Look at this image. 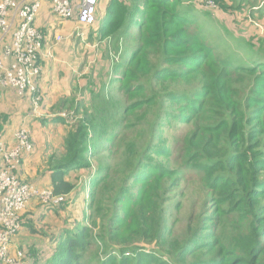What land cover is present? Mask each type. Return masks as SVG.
<instances>
[{"label": "trees", "instance_id": "trees-1", "mask_svg": "<svg viewBox=\"0 0 264 264\" xmlns=\"http://www.w3.org/2000/svg\"><path fill=\"white\" fill-rule=\"evenodd\" d=\"M178 1H110L100 28L114 52L109 85L91 107L61 103L77 122L45 167L55 196L75 192L74 174L88 176V214L44 234L49 251L33 245L28 264H264V68L217 57ZM145 119V136L126 137ZM194 171L204 204L179 232L176 190ZM25 221L21 230L38 233Z\"/></svg>", "mask_w": 264, "mask_h": 264}, {"label": "crops", "instance_id": "crops-1", "mask_svg": "<svg viewBox=\"0 0 264 264\" xmlns=\"http://www.w3.org/2000/svg\"><path fill=\"white\" fill-rule=\"evenodd\" d=\"M110 1L99 0L97 24L94 26L83 25L77 19H61L52 12L50 4L43 5L36 20L37 27L45 34L41 57L43 74L40 79L43 100L38 106L31 101L30 97L23 99L18 97L14 90L0 87V135L2 141L7 147H13L15 134L19 130L28 131L31 142L33 141V150L24 154L21 165L15 174L40 190L52 191L51 173L45 172V167L49 158L57 152L63 142V140L60 143L55 141L56 133L53 131L56 129L58 132L61 128V125L55 121L56 115L62 112L61 103H66L71 99L80 101L78 98L88 92L89 73L91 68L95 66L98 57L104 60L106 70L110 69L107 58L110 54L108 50L110 41L100 38V28L107 20V7ZM179 1L185 5L192 4V0ZM194 1L199 2V0ZM221 1L225 6L224 9H221V14L222 11L232 14L235 10L243 7L256 11V9L264 6V0ZM200 2L203 3L202 0ZM251 19L250 26L242 24L239 30L247 32L249 43L253 47H263L264 11L259 12L256 16L251 15ZM257 24L261 26L260 29ZM229 27H233V24H229ZM58 38L61 40L58 41ZM9 40V36H1L0 55L4 44ZM257 41L259 44H254ZM63 109L65 110V108ZM19 114L20 118H18ZM40 130L47 134L46 138L39 132ZM52 133L54 135H50ZM77 192L66 196L67 200L73 202L74 205L65 211L58 209L45 213L40 203L31 201L24 215H33L31 218H33L38 233L31 232L27 228L22 229L23 232L19 236L17 235L18 237L11 244V256L14 257L20 252L26 258L25 255H30L29 252L33 245L38 247L39 252L44 251L43 254H46L49 251L50 240L44 238V234L57 237L62 229L72 228L74 223L72 219H69L70 214L78 222L81 219L85 220L88 214L86 195L89 189H85L82 198L76 197Z\"/></svg>", "mask_w": 264, "mask_h": 264}, {"label": "built area", "instance_id": "built-area-1", "mask_svg": "<svg viewBox=\"0 0 264 264\" xmlns=\"http://www.w3.org/2000/svg\"><path fill=\"white\" fill-rule=\"evenodd\" d=\"M99 0H0L1 36H9L0 55V87L12 89L20 98L30 97L38 106L43 100L40 89L42 78V49L45 34L36 25L44 4L61 19L76 20L86 26L97 24ZM206 8L216 12L214 0H203ZM260 29V25L257 24ZM61 38H58V41ZM15 145L7 147L0 135V264H23L24 256H11L13 237L21 230L28 204L37 197L43 206H58L64 196L51 190H40L19 180L15 171L25 153L33 150L31 136L19 130Z\"/></svg>", "mask_w": 264, "mask_h": 264}, {"label": "rangeland", "instance_id": "rangeland-1", "mask_svg": "<svg viewBox=\"0 0 264 264\" xmlns=\"http://www.w3.org/2000/svg\"><path fill=\"white\" fill-rule=\"evenodd\" d=\"M191 3L192 4L190 5H185L182 2L178 1L176 3L177 11L184 19L187 20L189 24L192 25V27L198 34L205 38L209 46L214 49L217 57H219L221 60L229 62L232 67L250 68L261 64L262 68H264V46L253 47L249 43L247 32L239 30L242 24L250 26L249 22L252 20L251 15L256 16L257 14H259V12L264 11V6L256 9V11L249 10L247 7H243L241 9L235 10L232 14H228L223 11L221 14V10L214 12L211 9L206 8L204 4L200 2V0L198 3L192 0ZM229 24H233V27L230 28ZM236 28L237 30H235ZM254 44H259V41L254 42ZM111 45L112 44L108 45V50L109 53L113 54L114 52L111 50L113 47H111ZM99 49L101 51V46ZM82 54L83 52L81 53V55ZM109 71L110 69L106 70V67H104V60L98 57L95 66L91 68V71L89 73L90 77H88V92H85L83 96L78 98L80 100L78 101L79 104L82 103L84 107H91L93 104L97 103V101H93L95 95L102 90L106 91V87H108L109 85V80L111 78ZM116 89L117 86L111 88L113 93L116 91ZM91 92H94V94H91ZM148 113L153 114L151 112ZM146 114V111L142 112L143 116H145ZM18 118H20V114L18 115ZM56 118H61L65 121V123H58L61 125V128L58 132L56 129L53 130L54 133H56L55 141H58L60 143L61 140H65L68 134V127L70 126V124L76 123L77 118L73 116L72 112L68 111V108H66L63 112H59L56 115L55 119ZM138 120L139 118L138 116H136L133 121L134 124H136ZM145 121L146 124H142L140 126H130V129L126 133V137H132L133 135L136 136L141 131H144L145 136V133H147L148 131V121L146 119ZM62 126H64V128H62ZM39 132L42 133L43 136H45L44 138H46L47 134H44L42 130H40ZM50 135L54 134L52 133ZM124 138L125 137L121 138V144ZM122 156L123 154L120 153V158H122ZM199 179V172H186L181 186L176 190L177 193L175 195L174 202L177 203V207L173 212L174 218L171 221L173 222V226L179 232L186 231L190 220L196 217V215L199 213V207H202L204 204V201L199 195ZM73 180L75 181L77 186V189L75 191H78L76 193V197L79 196L82 198L85 189H89V192L86 195L88 209L91 200V188L88 184L90 182L88 180V176L85 177L84 180H82V175L80 179L76 174H74ZM64 199V202H62L61 204L67 201L66 196H64ZM32 201H37L38 203H40V200H38L37 197H35ZM73 205V202H70L68 206L65 207L64 211ZM40 206L43 207L41 203ZM70 215L71 217L69 219H72L74 225H76L78 223V220L75 219L72 214ZM31 217H33V215L25 214V222H27ZM82 220L83 219H81L80 222ZM22 232L23 231H21L18 236ZM16 235L13 237V241L16 237H18ZM143 246L145 247V245ZM146 249L151 248L147 247ZM25 256L27 258L29 255ZM25 264L28 263L25 262Z\"/></svg>", "mask_w": 264, "mask_h": 264}]
</instances>
